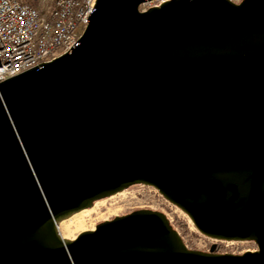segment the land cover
Listing matches in <instances>:
<instances>
[{
  "label": "water",
  "instance_id": "obj_1",
  "mask_svg": "<svg viewBox=\"0 0 264 264\" xmlns=\"http://www.w3.org/2000/svg\"><path fill=\"white\" fill-rule=\"evenodd\" d=\"M98 0L72 51L0 85V264H264V0ZM134 185L161 211L73 240L59 225Z\"/></svg>",
  "mask_w": 264,
  "mask_h": 264
},
{
  "label": "built area",
  "instance_id": "obj_2",
  "mask_svg": "<svg viewBox=\"0 0 264 264\" xmlns=\"http://www.w3.org/2000/svg\"><path fill=\"white\" fill-rule=\"evenodd\" d=\"M27 1L0 0V85L29 70L41 69L76 48L98 0H54L47 13ZM167 1L146 0L139 9L145 13ZM253 245L242 253L256 251L257 245Z\"/></svg>",
  "mask_w": 264,
  "mask_h": 264
},
{
  "label": "rangeland",
  "instance_id": "obj_3",
  "mask_svg": "<svg viewBox=\"0 0 264 264\" xmlns=\"http://www.w3.org/2000/svg\"><path fill=\"white\" fill-rule=\"evenodd\" d=\"M37 7L49 12L53 6L54 0H35ZM126 196L125 201L117 205L107 203L105 207L101 208L97 213H92L85 217L83 220L76 218H69L64 223L71 225V229L75 230V226L82 221L85 225L86 230L93 229L96 225L106 220H111L117 215L126 214L128 212L139 210V209H151L163 212L172 222L174 227L181 234L187 246L191 249H198L203 251H210L213 246H222L221 253L229 251L230 253L235 252L241 254L242 251L248 248H253L254 245L251 242H222L210 239L202 235L194 226L193 222L189 217L178 207L167 201L158 190L153 187L138 186L127 189L123 192ZM109 198V197H108ZM107 198L101 201H106ZM83 231L75 232V237Z\"/></svg>",
  "mask_w": 264,
  "mask_h": 264
},
{
  "label": "bare ground",
  "instance_id": "obj_4",
  "mask_svg": "<svg viewBox=\"0 0 264 264\" xmlns=\"http://www.w3.org/2000/svg\"><path fill=\"white\" fill-rule=\"evenodd\" d=\"M125 199H126V196L124 195V193L120 192L118 194L112 195L111 197L107 198L106 201L96 202L91 209L84 210V211H82V212H80V213H78L72 217L79 219V220H83L85 217L89 216L90 214L97 213L98 211H100V209L105 207L107 203H111L112 205H117V204H120L121 202L125 201ZM64 222H62L58 227L59 232H60L61 236L63 237V239L73 240L75 237L74 236L75 232L86 230V227L84 224H82V221L79 222V224L77 226H75V230H72L71 225H66Z\"/></svg>",
  "mask_w": 264,
  "mask_h": 264
},
{
  "label": "flooded vegetation",
  "instance_id": "obj_5",
  "mask_svg": "<svg viewBox=\"0 0 264 264\" xmlns=\"http://www.w3.org/2000/svg\"><path fill=\"white\" fill-rule=\"evenodd\" d=\"M250 1H253V2H258V1H261V0H241V2L238 4V5H241V6H247L249 4ZM138 186H141V185H134V186H131L129 188H132V187H138ZM129 213V212H128ZM173 225V224H172ZM174 227V225H173ZM175 228V227H174ZM214 252L216 253H221L219 251H217V247L215 248Z\"/></svg>",
  "mask_w": 264,
  "mask_h": 264
},
{
  "label": "trees",
  "instance_id": "obj_6",
  "mask_svg": "<svg viewBox=\"0 0 264 264\" xmlns=\"http://www.w3.org/2000/svg\"><path fill=\"white\" fill-rule=\"evenodd\" d=\"M31 6L37 7V2L35 0H28L27 1ZM222 250V246L219 245L217 246V251L221 252Z\"/></svg>",
  "mask_w": 264,
  "mask_h": 264
}]
</instances>
